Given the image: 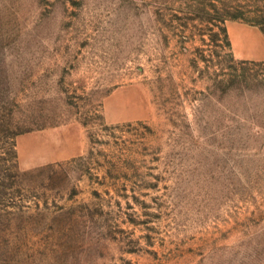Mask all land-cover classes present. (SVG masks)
<instances>
[{
  "label": "rangeland",
  "instance_id": "obj_1",
  "mask_svg": "<svg viewBox=\"0 0 264 264\" xmlns=\"http://www.w3.org/2000/svg\"><path fill=\"white\" fill-rule=\"evenodd\" d=\"M230 22L264 34V0H0V264H264V63ZM118 89L143 104L109 124ZM56 130L81 153L22 168Z\"/></svg>",
  "mask_w": 264,
  "mask_h": 264
},
{
  "label": "crops",
  "instance_id": "obj_2",
  "mask_svg": "<svg viewBox=\"0 0 264 264\" xmlns=\"http://www.w3.org/2000/svg\"><path fill=\"white\" fill-rule=\"evenodd\" d=\"M225 31L230 51L236 60L264 63V34L258 28L230 22L226 24ZM128 94V90L118 89L106 99L104 109L107 123L138 119L140 115L138 105L143 104V101ZM142 107L143 105H140V109ZM56 131L58 132L37 134L35 140L40 143L37 142L34 146L27 145L25 142L27 140L18 142V158L22 168L73 158L81 153V145L75 139L74 141L68 140L69 145L66 146L62 143L67 142L66 137L63 136L61 130ZM48 135H58V139L50 143L47 139ZM49 147L52 148L51 152L48 151Z\"/></svg>",
  "mask_w": 264,
  "mask_h": 264
}]
</instances>
